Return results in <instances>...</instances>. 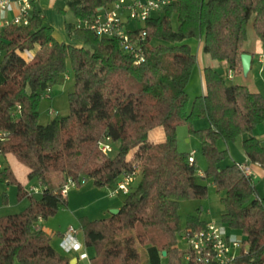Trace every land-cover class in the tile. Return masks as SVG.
<instances>
[{"label":"trees","instance_id":"16d2710c","mask_svg":"<svg viewBox=\"0 0 264 264\" xmlns=\"http://www.w3.org/2000/svg\"><path fill=\"white\" fill-rule=\"evenodd\" d=\"M71 1L80 20L113 0ZM77 20L66 21L65 27L83 45L57 39L36 0L27 24L9 23L0 30L5 76L0 129L10 131L0 154H14L30 167V180L42 187L34 195L9 164L1 165L0 183L16 184L19 198L28 196L30 203L0 216V264H71V257L52 244L54 234L36 223L67 204L60 191L70 178L79 182L86 177L113 188L135 167L140 168L139 180L118 213L79 217L85 244L95 249L93 264H190L178 247L179 234L202 229L207 220L201 218L200 205L183 226L179 210L183 200L208 196L209 179L224 192L220 219L243 233V246L230 264H264V196L238 162L221 164L229 152L218 146L221 138L236 141L246 134L245 153L264 165V145L253 133L264 121V95L245 83L228 82L226 74L207 65L206 92L190 105L187 87L198 57L186 41L202 39L204 50L226 61L234 76L243 73L250 22L264 45V0H173L146 21V56L139 63L117 38L77 27ZM33 48L36 53L27 60L22 52ZM69 68L75 80L68 93L70 112L41 123V100ZM128 80L141 86L129 88ZM204 117L210 125L196 128L194 120ZM182 124L201 142L207 158L203 175L189 161L190 153L179 149ZM155 128L163 130V140L150 137ZM140 244L146 245V255Z\"/></svg>","mask_w":264,"mask_h":264},{"label":"rangeland","instance_id":"374dc122","mask_svg":"<svg viewBox=\"0 0 264 264\" xmlns=\"http://www.w3.org/2000/svg\"><path fill=\"white\" fill-rule=\"evenodd\" d=\"M40 5L45 7L47 14L53 19L55 25L57 27V33L61 34V24L63 27V22L66 21H75L77 20L74 12L68 6L66 0H37ZM52 5V6H51ZM52 7H62L65 12L64 13H57L56 15L53 11ZM174 22L176 23V16H174ZM249 33L250 39L254 40L257 38V35L253 29V25L250 22L249 24ZM70 38V39H69ZM67 41L76 45H83L84 43L81 40H77L71 37H66ZM186 41L192 44L194 50L198 51L199 40L196 38H189ZM204 55L198 59V63L192 77L189 81L187 90L190 95V105L192 104L194 98L197 95L203 93V78H202V68L204 66L210 65L214 68L220 70L225 74L226 69L228 67L227 64H223L222 61L218 59H214L209 53L206 51L203 52ZM261 76L257 73V69H252V71H248V73H243L236 75L234 80H228V82H240L249 85L252 90H257L256 87V80ZM127 87H139L141 83L136 85L135 82L132 80H128ZM75 80L73 76L72 69L69 68L66 76L62 79L58 84L54 85L50 88L48 93L43 97L40 103V122L47 123L52 117L55 115H67L70 112V103L68 99V93L74 89ZM50 109H54L55 113H51ZM208 124L207 119L199 118L195 121L196 127H204ZM189 136L188 126L186 124L179 125L178 127V143L180 142L179 149L180 150H192L195 148V155L197 157V166L199 168H206L207 166V158L202 151L201 142L198 138L192 136V142L188 144L186 142L187 137ZM246 134L240 136L236 141H225L223 138L218 140V146L220 148H227L229 152V156L224 159L221 164L226 165L228 163L233 162H241L245 161L246 153L242 146V140ZM139 180V175L137 177L136 182ZM37 184L36 180H32L31 183L27 184L25 187L27 190L34 184ZM208 183V196L201 199V198H193V199H186L181 202L180 206V215L182 220V225L185 226L187 216L191 213L196 212V208L200 205L203 206L204 211L202 212V217H206L209 220H221V213L224 211V206L220 201V197L224 192H218L215 184L213 183L212 179L207 180ZM255 184L258 188V191L261 195L264 196V180L260 181V179H255ZM42 187L39 186V190L41 191ZM30 191V190H29ZM33 190V192H35ZM110 188L106 186H97L93 183V180L88 178L85 183L78 184L72 186L70 188V193L74 197L73 206L69 207L68 204H62L60 206L59 211L49 216L46 219H49V223L56 227L55 235L52 238V244L57 247L58 249V230H63L66 226L70 223L74 226L80 227L79 215L87 214L91 218H100L105 217L111 214L112 208L119 207L118 205L121 204L126 196V194L120 192L116 195H110ZM4 193L7 194V199L4 201ZM38 196V194H35ZM30 203V199L28 196L19 198L18 196V189L17 185L13 183H0V216L5 215L8 213L19 212L23 210L28 204ZM45 219V220H46ZM222 221V220H221ZM227 231L233 235H236L238 238L243 237V233L240 230H237L234 227L227 226ZM80 236L83 237V231L80 230ZM90 257L95 254V249L93 246H90ZM178 247L180 250H184L187 248V244L185 240L182 238V234H179L178 238ZM140 250L144 255H146V245L140 244ZM86 258L81 260L80 264H90L91 258ZM163 261L162 264H164Z\"/></svg>","mask_w":264,"mask_h":264},{"label":"built area","instance_id":"2783aa9c","mask_svg":"<svg viewBox=\"0 0 264 264\" xmlns=\"http://www.w3.org/2000/svg\"><path fill=\"white\" fill-rule=\"evenodd\" d=\"M173 0H113L112 2L98 7L91 18L76 21L77 27H87L93 30L98 36L106 38H117L121 47L131 57L135 63L142 62L146 56L147 30L146 21L150 16L162 10ZM16 9V13L11 19H7L2 24L1 18L6 17L8 10ZM32 10V0H0V30L1 27L13 24H27ZM226 76L233 79L232 69H228ZM19 108L20 106L17 105ZM55 113L54 109H50ZM10 137L9 130L0 129V143ZM104 150H110L109 144H101ZM195 150L189 154V161L195 163ZM1 167V164H0ZM238 167L246 176H252L250 165L238 162ZM200 175L204 170L198 167ZM140 168L135 167L132 171L126 172L117 182V185L110 188V195L120 192L127 194L133 188ZM87 181L86 177L80 178L79 182L69 179L61 188V193L67 195L72 186L82 184ZM34 188V187H33ZM32 188V189H33ZM228 224L220 220H207L206 226L199 230L183 232L182 238L187 244L184 259L190 264H230L243 246V237L229 233L226 229ZM80 228L70 225L59 240V246L64 252L71 249H81L82 243L78 241L77 235ZM86 251L80 252V257L85 258Z\"/></svg>","mask_w":264,"mask_h":264},{"label":"crops","instance_id":"0c3cea01","mask_svg":"<svg viewBox=\"0 0 264 264\" xmlns=\"http://www.w3.org/2000/svg\"><path fill=\"white\" fill-rule=\"evenodd\" d=\"M37 1V0H36ZM38 3V1H37ZM67 5L68 6H71V4L73 3V1L71 0H67ZM39 7L41 8L43 14L46 16L47 18V21L49 23H51L53 26H54V35L57 39L61 40V41H67L66 37H70L67 30H66V27H65V23L63 22V27H62V24H61V31L62 33L61 34H58L57 33V27L55 25V21L53 19L50 18V16L47 14V11L45 9V7H43L42 5H40L38 3ZM52 6V5H51ZM53 8V11L56 15H59L57 13H60L58 10H57V7H52ZM57 12V13H56ZM16 13V9H13V10H8L6 12V17H3L1 18L2 20V24H5L6 23V20L7 19H11L14 14ZM1 16V15H0ZM70 39V38H69ZM250 39V37H249ZM68 42V41H67ZM199 45H198V51L197 52V57L198 59H200L203 55H204V41L201 39L199 40ZM36 49L37 48H33V49H30V50H26V51H23L22 52V55L27 59V60H30L34 54L36 53ZM245 49L246 51L245 52H249L252 54L253 58H252V65H251V68L249 71H252V69H257V73L261 76H259L256 80V89L259 90L263 95H264V45L262 44L261 40L257 37L255 38L254 40H248L246 42V46H245ZM208 53V52H207ZM2 52L0 51V61L2 59ZM223 64H227L226 61H222ZM228 65V64H227ZM204 68L205 66L202 68V78H203V93L204 94L206 92V86H205V81H204ZM229 69V67H227L226 69V72L227 70ZM225 72V74H226ZM236 77V76H234ZM234 77L233 79H229V80H234ZM5 81V76L4 74L2 73V71H0V85L3 84ZM199 119V118H198ZM204 119H207L206 117H204ZM195 121L196 119L194 120V126H195ZM208 121V124L204 127H196V128H205V127H208L210 125L209 123V120L207 119ZM253 133L261 140V142L263 143L264 145V121L260 124H258L255 128H254V131ZM192 136L190 133H189V136L187 137V140L186 142L188 144H190L192 142ZM150 137L155 140V141H161L164 139V132L161 128H155L151 131L150 133ZM194 137V136H193ZM196 138V137H195ZM179 141V139H178ZM180 144V142L178 143V145ZM195 148H193L192 150H194ZM192 150H188V152L190 153ZM184 151H187V150H184ZM195 163L197 164V157L195 155ZM243 163H247L250 165V168H251V171H252V179L255 183V179H260V181L264 180V165L259 163V162H252L250 160V158L248 157V155L246 154V159L245 161H243ZM0 164L1 165H5V164H9L11 166V168L13 169L15 175L17 176L18 180L21 182V184L26 187L27 184L31 183L32 180H30L29 178V172H30V167L26 164H24L23 162H21L14 154L12 153H6V154H0ZM202 170H204V168H201ZM210 180V179H209ZM85 183V182H84ZM256 185V184H255ZM39 183L37 182V184L35 183L34 185H32L30 187V192H33V190L35 191L37 189V191L39 190ZM34 187V188H33ZM257 187V186H256ZM33 188V189H32ZM258 189V188H257ZM28 190V191H29ZM33 192V194H38V196L41 194V191L39 192ZM73 202H74V197L71 195L70 193V189L67 193V204L69 207H72L73 206ZM123 203V202H122ZM121 203V204H122ZM121 204H119L118 206L120 207ZM203 211H204V208H203ZM202 211V212H203ZM81 215H84V214H81ZM79 215V217L81 216ZM87 215V214H85ZM89 216V215H87ZM90 217V216H89ZM91 218V217H90ZM95 218V217H94ZM201 218L205 219V220H209L208 218H204L202 217V213H201ZM72 225L71 223L66 226L63 230L59 231L58 230V235H59V239H58V246H59V240L60 238L62 237V235L64 234V232L66 231V229ZM80 225V230L83 231L82 227H81V224ZM36 227H41L43 228L44 230H46L47 232H50V233H55V230H56V227H54V225H51L49 223V219H40L37 223H36ZM80 232V231H79ZM55 235V234H54ZM77 238H78V241L80 243H82V248L81 249H71L69 252H64L60 246L59 248L61 249V251H63L64 253L68 254L71 258H77V262L76 264H80L81 263V260H84L86 258H89L90 257V246H87L85 244V241H84V233H83V237L80 236V233H78L77 235ZM81 251H86L88 256L85 257V258H81L80 257V252ZM95 255V254H94ZM93 255V256H94ZM92 257H90V264H93L92 263Z\"/></svg>","mask_w":264,"mask_h":264},{"label":"water","instance_id":"95a60500","mask_svg":"<svg viewBox=\"0 0 264 264\" xmlns=\"http://www.w3.org/2000/svg\"><path fill=\"white\" fill-rule=\"evenodd\" d=\"M241 57H242L243 71L245 73H248V71L250 70L251 65H252V58H253V56L249 52H243L242 55H241ZM119 209H120L119 207L112 208L111 209V213H113V214L118 213L119 212ZM166 253H167V251L166 250H163V254L166 255ZM76 262H77V258H75V257L74 258H71V260H70V263L71 264H76Z\"/></svg>","mask_w":264,"mask_h":264}]
</instances>
